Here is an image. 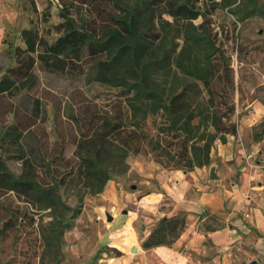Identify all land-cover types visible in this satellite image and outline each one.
<instances>
[{
    "label": "trees",
    "instance_id": "1",
    "mask_svg": "<svg viewBox=\"0 0 264 264\" xmlns=\"http://www.w3.org/2000/svg\"><path fill=\"white\" fill-rule=\"evenodd\" d=\"M68 1L71 5L78 2V5L85 6L89 14L97 12L98 17L76 20L67 13L69 10L65 3ZM28 2L36 13L34 0ZM62 3V22L53 26L58 34L55 41L48 43L34 27L21 29L19 39L24 47L14 48L15 66L0 75V99L19 96L14 108L15 120L19 111L26 114L23 121H15L10 128L0 131V213L6 212L7 215L1 223L0 238L7 231H18L25 220L34 223L28 213L21 212L20 203L30 205L32 209L64 206L59 196L60 187L76 186L82 180L90 188L88 195L102 193L106 183L111 180L104 166L108 160L114 159L116 166L124 173L128 170L126 159L130 154L148 155L164 168L191 171L208 166L215 143L224 144L227 136L237 133V126L231 120L234 105L222 113L226 103H214L209 80L205 76L193 75L202 82L208 95L204 106H192L187 95L190 86L183 87L179 93L170 94L166 99L147 85L151 74L166 68L163 56L157 57L155 51L166 41L152 23L151 13L155 9H160V15L166 13L174 21L192 22L203 16L199 26L204 33L191 36L190 41L193 45L203 42L208 49L207 58L214 53L205 25L206 18L194 5H190L189 0L179 3L171 0H137L135 5L125 10L120 9L118 0H62ZM102 4L116 7L118 12L109 13L100 6ZM223 6L226 7L225 4ZM65 9L67 12L63 11ZM45 22L46 18L42 23ZM84 56L89 60L90 73H93L89 80L117 88L119 99L126 101L128 111H123L125 107L117 105L112 114L103 113L98 106L92 105L93 110L84 113L86 118L80 121L73 113L75 106L67 103L64 108L66 120L78 126L80 138L76 142L75 166L61 173L53 167L56 151H51L45 130L38 126L45 114L41 98L32 97L30 91L38 82L35 73L37 65L42 72L63 73L76 68L83 62ZM122 74L126 76H120ZM138 105L146 111L139 119L135 112V109H139ZM212 107L213 112L209 113ZM195 108L201 117L196 125L193 124L196 120ZM78 109L81 110V107ZM148 118L159 120L153 134L145 130L144 124ZM254 138L260 140V134ZM6 142L10 143V147L4 146ZM57 143L53 144L54 149ZM152 143H155V147ZM10 160L21 164L23 172L19 176L8 168L7 161ZM53 172L58 174V181L55 175L52 176ZM38 176H44L45 183H39ZM185 225L186 215L161 218L142 241L141 247L144 250L170 247ZM222 228V223L215 218L199 217V230L215 232Z\"/></svg>",
    "mask_w": 264,
    "mask_h": 264
},
{
    "label": "rangeland",
    "instance_id": "2",
    "mask_svg": "<svg viewBox=\"0 0 264 264\" xmlns=\"http://www.w3.org/2000/svg\"><path fill=\"white\" fill-rule=\"evenodd\" d=\"M24 1V11L27 16L24 19L26 22L24 28L34 27L45 41L53 43L58 37L53 26L62 22L60 18L62 0H34L36 13L32 11L28 0ZM136 1L118 0V3L120 9L125 10L135 5ZM171 1L179 3L183 0ZM189 2L206 18L205 25L211 36L213 43L211 50L214 49V53L207 58L209 53L205 44L200 42L193 45L190 41L191 36L204 33L203 28L199 26L204 19L203 16L192 22L174 21L166 13L160 15V9H155L151 13L152 23L155 25V30L166 39L163 44L155 48V51L157 57L163 56L166 68L162 72L151 74L147 85L166 99L170 94L179 93L183 87L190 86L187 95L192 106L196 107L198 104L204 106L208 95L202 82L193 75L205 76L209 80L214 103H226L222 107V113L227 107L234 105L231 120L237 127L240 126L243 118L255 117V124L250 129H244L242 139L258 142L261 150L264 151V0L235 2L189 0ZM224 4L226 7L223 6ZM65 6L69 12L66 9L63 11L78 21L98 17L97 12L89 14L85 6L78 5V2L71 5L68 1ZM100 6L106 8L109 13L118 12L116 7H108L105 4ZM45 18L47 22L42 23ZM10 27L9 32L12 33L14 29L15 34L0 49V75L15 66L14 48L24 47L19 39L20 32L18 35L16 32L18 25L14 27L10 25ZM85 56L83 62L76 68L63 73L42 72L37 65L35 73L38 82L30 91L32 97L41 98V107L45 114L38 126L45 130L51 151H56L54 152L56 162L53 167L55 166V169L61 173L75 166L76 142L80 138L78 126L71 125L66 120L64 108L67 103L75 106L73 113L80 121L86 118L84 113L93 110L92 105L98 106L103 113L112 114L114 106L117 105L125 107L123 111H128L125 106L126 101L121 102V98L119 99L117 88L92 83L89 80L93 73H90L89 60ZM18 101L19 96L0 99V131L7 130L15 121L24 120L26 114L22 110L17 113L16 120L14 117V108ZM121 103L123 105H120ZM78 107H81V110ZM138 107L135 112L139 119L146 111L145 108L140 109L139 105ZM194 110L196 120L193 124L196 125L201 117L198 116L199 110L197 108ZM212 112L213 107L209 109V113ZM158 123V119L148 118L147 123L144 124L145 130L148 129L153 134ZM200 129L202 130L203 127ZM259 134L260 140H255L254 137ZM56 141L57 148L54 149L53 144ZM4 146L10 147V143L6 142ZM152 146L155 147V143H152ZM0 153L2 154L1 150ZM7 166L15 176L23 172L21 164L17 161H7ZM104 166L111 179L118 181L117 192L120 191L121 186L125 193L137 190L138 182L133 181V175L126 178L128 170L124 173L116 166L114 159L106 161ZM53 175L58 181V174L53 172ZM44 179V176L37 177L41 184L45 183ZM120 179H124L125 184ZM84 183L86 181L82 180L76 186L71 184L60 187L59 196L64 206L32 209L30 205L20 203L21 212L28 213V217L32 218L34 223L25 220L18 231H7L5 236L0 238V264H162L160 257L151 252L152 249L144 250L141 247L145 239L143 236L150 223L141 218L133 227H122L124 223L119 222L116 228H121L120 230L107 228L106 231V223L110 222L106 217L104 222H100L102 219L97 220L98 212L92 204L97 195H88L90 188ZM132 185L135 186L134 190L130 189ZM242 209V217L248 219V209L246 206ZM124 210L127 212L124 215H128L129 210L127 208ZM245 214L248 218H245ZM6 216V212L0 213V227ZM130 235H132L130 243L122 245L120 243L122 239ZM253 236L256 237V233H253ZM113 242L118 243V248L112 246ZM132 247H136L137 251H131ZM192 256L188 255L187 264H198L197 257ZM199 258L202 259L203 256L200 255ZM210 264H264V250L255 249L251 245L247 247L245 243L234 244L226 253H217L215 262Z\"/></svg>",
    "mask_w": 264,
    "mask_h": 264
},
{
    "label": "crops",
    "instance_id": "3",
    "mask_svg": "<svg viewBox=\"0 0 264 264\" xmlns=\"http://www.w3.org/2000/svg\"><path fill=\"white\" fill-rule=\"evenodd\" d=\"M24 2L0 0V49L15 34L14 29L9 32L10 25H18L17 35L24 28ZM254 120L243 118L235 136H227L224 144L215 143L210 164L191 171L164 168L148 155L130 154L126 178L133 175L137 190L125 193L121 186L117 192L118 181L111 179L92 203L98 216L111 217L106 231L120 230L116 228L119 222L124 223L122 227H133L144 218L150 223L143 236L146 238L161 218L186 215V225L170 247L150 249L162 264H187L188 255L197 257L198 264L214 263L217 253H226L238 243L264 250V151L258 142L242 139L244 129H250ZM120 180L125 184L124 179ZM244 206L249 211L248 219L242 217ZM124 208L129 210L128 215H124ZM200 216L215 218L223 228L200 231ZM131 239L132 235L120 243L126 245ZM112 246L119 245L113 242Z\"/></svg>",
    "mask_w": 264,
    "mask_h": 264
},
{
    "label": "water",
    "instance_id": "4",
    "mask_svg": "<svg viewBox=\"0 0 264 264\" xmlns=\"http://www.w3.org/2000/svg\"><path fill=\"white\" fill-rule=\"evenodd\" d=\"M130 189H132V190H134L135 189V186L134 185H132L131 187H130ZM105 217H106V220L108 221V222H111V217L108 215V214H106L105 215ZM133 252H135L136 251V249L135 248H133V250H132Z\"/></svg>",
    "mask_w": 264,
    "mask_h": 264
},
{
    "label": "built area",
    "instance_id": "5",
    "mask_svg": "<svg viewBox=\"0 0 264 264\" xmlns=\"http://www.w3.org/2000/svg\"><path fill=\"white\" fill-rule=\"evenodd\" d=\"M244 216H245V218H248L247 214H245ZM101 219L105 220V217L97 216V220H101Z\"/></svg>",
    "mask_w": 264,
    "mask_h": 264
}]
</instances>
